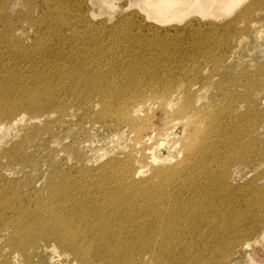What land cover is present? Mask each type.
<instances>
[{
  "label": "bare ground",
  "instance_id": "obj_1",
  "mask_svg": "<svg viewBox=\"0 0 264 264\" xmlns=\"http://www.w3.org/2000/svg\"><path fill=\"white\" fill-rule=\"evenodd\" d=\"M47 1L61 25L53 78L26 89L4 75L0 137L28 120L25 110L4 121L18 107L55 106L57 123L78 128L70 154L103 128L112 136L90 152L110 157L92 166L96 156L78 153L77 170L61 159L39 187L33 172L7 177L3 160L39 169L27 149L44 131L7 149L0 264H43L45 254L56 264H172L189 256L182 247L227 235L231 218L239 240L257 231L264 185L234 181L264 167V0ZM245 193L256 196L238 202L240 215L219 211Z\"/></svg>",
  "mask_w": 264,
  "mask_h": 264
},
{
  "label": "rangeland",
  "instance_id": "obj_2",
  "mask_svg": "<svg viewBox=\"0 0 264 264\" xmlns=\"http://www.w3.org/2000/svg\"><path fill=\"white\" fill-rule=\"evenodd\" d=\"M89 4L92 5L91 3ZM55 15L54 10L51 9V4L47 0H0V92L4 90V87H2L5 83L4 80L7 81L4 79L5 74H7V79L9 80L8 84H23L26 89H30L35 84H45L50 81L48 79L53 78L55 72L54 56L57 48L59 47L57 42L59 41V29H61V25L58 19L55 18ZM53 107L47 106L45 107V111H41L40 108H35L39 109L38 111H35L33 109L20 106L12 114L13 116H11V118L9 117L10 119H4V121L9 123L12 117L17 114H25L27 113L26 111L29 113H27L28 120L23 125L13 126L9 133L1 135L4 137H2L3 139L0 137V157L5 155L4 153L7 149H14L12 152L17 153L18 149H15L12 146L17 141L22 140V137H24L26 133H29L34 129L44 131L41 133L42 135L39 134V136H37V138L29 144L27 149V155L35 159L37 161L36 163H40L39 169H34V162L30 163V161L25 167H22L18 163L12 167L7 165L8 160L4 159L3 165L7 177L18 179L25 177V175H27L26 173L33 172L31 173L32 178L35 180L37 186L40 187V185L47 181L46 172H48L50 168L54 167L55 163H58L61 159L63 160V169L67 170V168L73 167L74 170H77L76 168L79 166L77 161L78 153H82L84 155L88 154V157L93 156V158L96 156L93 159L94 162L90 161V165L92 166H97L110 157V155H107L102 159V152L99 154L90 152L93 148L103 145V140L112 136L111 130L106 131L103 128L102 130H98V132L95 131L90 134L89 138L91 142L86 143V146L80 142H77L74 145L72 143L74 149L70 154L66 146L71 144L78 128L71 129L69 122H66L64 126L57 123V116L59 113L58 110L55 109V106ZM36 115L38 116V120H36V118L32 119V116ZM159 115L160 113H158V116ZM66 120L70 121V119ZM98 142L101 143L99 144ZM87 147L90 149H87ZM163 154L168 155L169 153L166 149H164ZM262 159L264 160V156ZM240 172H237V180L234 181L236 184L239 182L243 184L257 178L259 179V183L264 185L263 166L256 167L254 164H251V168ZM246 173L249 176L246 175ZM72 174L74 176H78L77 171ZM251 182H254V180ZM26 183L29 184L30 181L27 179ZM23 184L24 183H21V185ZM236 192L240 193V190H236ZM253 193L248 198H246L245 193L243 198L241 197V199H235L234 202L225 203L226 208L219 209V211H238L240 215L244 211H242V205L238 204L239 201H241V203L243 200L248 201L256 195L257 198L254 199V201H263L264 194L257 193L256 195H253ZM254 203H251L246 207V209L251 208ZM221 218L222 215L219 214L218 220L213 224L215 226L212 229L223 224ZM231 220H234V218H231L228 221L229 223L224 222V225L228 223L225 226L227 235L220 236L218 239L212 236L208 238V240L202 239L197 243L189 245V248L185 246L182 247L177 252V255L178 253H188L189 256H184V258L181 257V260L179 255L177 257H173L172 264H222L230 253L231 254L225 264H264V243H262L264 242V222L261 226H259V229L252 233L249 237H243H248L247 240L251 242L252 245L246 249H242L240 245L237 246L243 239L239 240L238 231L240 227H237L239 224L242 225V223L239 221V224L237 223L236 225V222L230 223ZM248 222L253 223L251 219ZM201 227L206 228L204 224ZM258 238H260L261 243L259 241V243L255 242ZM8 251H11V248H9ZM139 251L141 250L136 249V252ZM40 252L52 253L49 250L45 251L43 249H41ZM36 253L39 252L36 251ZM210 253H213V255L209 258ZM215 253H219V255H216ZM50 257L52 256L45 254L43 264H56L54 259ZM35 260L36 261L33 264H40L37 259Z\"/></svg>",
  "mask_w": 264,
  "mask_h": 264
}]
</instances>
